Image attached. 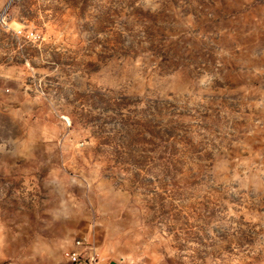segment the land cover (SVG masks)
<instances>
[{
  "label": "rangeland",
  "instance_id": "rangeland-1",
  "mask_svg": "<svg viewBox=\"0 0 264 264\" xmlns=\"http://www.w3.org/2000/svg\"><path fill=\"white\" fill-rule=\"evenodd\" d=\"M76 238L264 264V0H0V264Z\"/></svg>",
  "mask_w": 264,
  "mask_h": 264
},
{
  "label": "built area",
  "instance_id": "built-area-1",
  "mask_svg": "<svg viewBox=\"0 0 264 264\" xmlns=\"http://www.w3.org/2000/svg\"><path fill=\"white\" fill-rule=\"evenodd\" d=\"M64 255L71 263L81 264H112V260L98 254L92 244L83 238H76L75 245L64 250Z\"/></svg>",
  "mask_w": 264,
  "mask_h": 264
},
{
  "label": "crops",
  "instance_id": "crops-1",
  "mask_svg": "<svg viewBox=\"0 0 264 264\" xmlns=\"http://www.w3.org/2000/svg\"><path fill=\"white\" fill-rule=\"evenodd\" d=\"M112 264H116V263H112Z\"/></svg>",
  "mask_w": 264,
  "mask_h": 264
}]
</instances>
